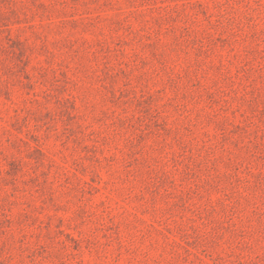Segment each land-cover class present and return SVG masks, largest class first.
<instances>
[{
	"label": "rangeland",
	"instance_id": "1",
	"mask_svg": "<svg viewBox=\"0 0 264 264\" xmlns=\"http://www.w3.org/2000/svg\"><path fill=\"white\" fill-rule=\"evenodd\" d=\"M0 264H264V0H0Z\"/></svg>",
	"mask_w": 264,
	"mask_h": 264
}]
</instances>
